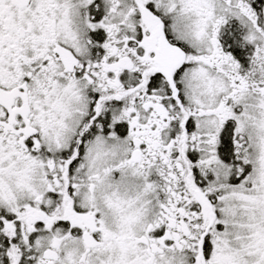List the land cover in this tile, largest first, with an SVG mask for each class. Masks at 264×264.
Wrapping results in <instances>:
<instances>
[{"label": "snow or ice", "instance_id": "obj_1", "mask_svg": "<svg viewBox=\"0 0 264 264\" xmlns=\"http://www.w3.org/2000/svg\"><path fill=\"white\" fill-rule=\"evenodd\" d=\"M0 264H264V0H0Z\"/></svg>", "mask_w": 264, "mask_h": 264}]
</instances>
